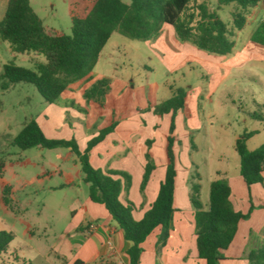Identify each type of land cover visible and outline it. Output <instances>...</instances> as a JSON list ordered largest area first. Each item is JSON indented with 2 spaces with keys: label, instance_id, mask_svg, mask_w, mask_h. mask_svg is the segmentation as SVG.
<instances>
[{
  "label": "rangeland",
  "instance_id": "obj_1",
  "mask_svg": "<svg viewBox=\"0 0 264 264\" xmlns=\"http://www.w3.org/2000/svg\"><path fill=\"white\" fill-rule=\"evenodd\" d=\"M89 1L30 0V5L49 34L61 32L71 35V10L83 13ZM123 1L129 3V0ZM203 2L209 3L211 9L217 11L230 29L235 26L234 16H243V29L235 31L231 38L237 49L247 42L258 45L256 40L264 37V0L256 7L246 9L236 3L218 8L217 0H192L185 15L196 14L197 6ZM5 11L6 2L0 0V22ZM158 38L140 42L114 33L105 52H112L118 46L125 55L123 60L126 63H136L138 60L143 61L147 53L144 46H157ZM178 41L181 42L179 39ZM166 44L173 46L169 41ZM128 46H136L134 52L129 51ZM10 63L34 70L37 64L45 63V58L33 52L16 53L8 42L0 41V76L4 66ZM191 64L188 62L187 68L173 76L176 84L186 90L188 99L186 117L179 119L180 127L176 134L181 145L177 149V156L181 161L180 171L185 170L187 160L193 162L190 172L195 180L197 175L201 179V182L197 180L201 185L199 201L204 202L216 171L226 170L232 173L239 169L240 159L235 151L236 136L258 130L260 134L248 140L246 145L248 149L255 150L264 144V69L256 72H230L226 65L214 67L205 60L193 66ZM153 65L152 72L140 71L136 74H141L142 79L145 78L144 75H148L151 82L161 80L165 77L164 69L156 58L153 59ZM107 69L102 58L97 72L107 75ZM5 81L0 77V160L5 165L0 177V230L13 233L14 240L7 251L19 256L18 264L23 261L47 264L40 254H51L54 258L56 253L65 257L56 258V263L65 264L80 250L85 240L80 231L81 205L88 196V184L82 180L84 174L79 159L69 148L33 147L22 150L13 141L31 120L38 122L39 118L57 117L67 123L68 129H55L60 138L52 134L53 129L51 136H48L47 130L43 131L44 135L48 139H74L79 143L73 135L67 138L74 126L71 110L78 109L76 106H65L64 97H60L54 104L46 102L32 84L17 83L4 90ZM62 108L66 110L61 116ZM249 114H257L263 121L252 120L248 117ZM192 124H204L201 132L211 128L216 136L217 146L209 147L206 141H200L198 137L188 138L187 125L191 127ZM80 136V142H83L85 138L81 134ZM161 140L162 137L157 136L154 147H151L155 153L154 165L156 161L160 163V155L164 151ZM189 150L190 156L187 155ZM6 186H10L13 191L8 195V205L3 202ZM130 186L126 191L132 190ZM4 256L6 254H3V258ZM3 258H0V262Z\"/></svg>",
  "mask_w": 264,
  "mask_h": 264
},
{
  "label": "trees",
  "instance_id": "obj_2",
  "mask_svg": "<svg viewBox=\"0 0 264 264\" xmlns=\"http://www.w3.org/2000/svg\"><path fill=\"white\" fill-rule=\"evenodd\" d=\"M1 1L6 2V11L0 22V41L8 42L16 53L33 52L45 58V63L37 64L34 70L13 63L6 64L0 76L6 80L3 89L7 90L17 83L32 84L50 104L57 103L70 85L84 79L93 71L102 50L114 33L130 40L145 42L158 38L164 25H169L175 29L176 36L182 43H189L210 55L226 56L233 51L234 42L231 38L235 31L244 27L243 16L236 14L235 26L230 29L207 2L197 6L196 14L185 15L192 0H129V3L123 0H90L83 13L71 10V35L61 32L49 34L31 8L30 0ZM261 1L217 0V5L220 8L236 3L246 9L256 7ZM256 42L264 45V37ZM109 90V79L103 78L84 92V99L104 106ZM186 102V90L178 88L171 98L154 108V113L158 116L171 114L165 145L167 168L155 201L140 220L133 217L134 204L121 199L123 191L131 184V176L125 172L96 170L88 162L90 151L115 130L116 122L92 138L83 153L74 139H48L35 120L25 124L13 144L22 150L33 147H64L75 153L84 174L83 181L89 185V198L95 203L105 205L117 227L122 230L125 240L132 243L127 250L130 264H140L142 244L147 238L160 228L156 246L159 250L166 244L173 226L177 176L174 151L175 118L179 110L186 108ZM249 135L251 134L244 135L235 144V151L240 159L238 175L248 187L264 182V144L255 150L248 149L246 140ZM146 144L147 163L141 192L155 169L151 153L152 141L148 140ZM4 170V162L0 160V177ZM199 192L200 187L194 185L191 201L195 209L198 258L205 264H220L226 260L225 252L234 240L239 222L249 219L254 207H251L248 214L235 211L230 201V185L223 178L211 183L206 210L199 201ZM12 193V188L6 186L3 197L5 205L10 203L8 195ZM13 240L12 232L0 230V255L6 253ZM249 240V251L246 255L249 264H264V230L258 235L251 232Z\"/></svg>",
  "mask_w": 264,
  "mask_h": 264
},
{
  "label": "crops",
  "instance_id": "obj_3",
  "mask_svg": "<svg viewBox=\"0 0 264 264\" xmlns=\"http://www.w3.org/2000/svg\"><path fill=\"white\" fill-rule=\"evenodd\" d=\"M166 41L172 42L173 46H168ZM156 45L144 46L147 53L144 55L143 61L138 60L136 63H126L123 60L125 55L118 46L114 47L112 52H105L107 47L105 46L93 71L84 79L70 85L61 95L66 102L65 106H76L78 109V111L71 110L74 116L72 119L74 126L69 131L67 138L72 135L76 137L79 142L77 143L79 150L82 153L87 148V143L98 136L101 130L108 128L114 122L117 123L115 130L90 151L88 162L96 170L125 172L131 176L132 184L130 187L132 190L123 191L121 199L122 201L129 200L134 204L133 217L136 220L142 219L145 212L151 208L165 178L167 168L165 145L169 134L171 114L160 117L154 113V108L171 98L176 89L183 88L176 84L173 76H177L182 69L187 68L188 62H191L193 66L201 60H205L207 64L214 67L226 65L230 72H256L259 69H264V45L260 43L257 45L247 42L239 49L234 46L228 58L210 55L189 43L179 42L176 38L175 29L172 26L164 25L159 38L156 40ZM135 47L128 46V49L134 52ZM102 58L107 64V75L97 72L99 60ZM154 58L161 64L165 75L157 82L149 81L148 75H144L145 78L142 79L141 74H136L140 71H142L141 73H144L143 71L152 72ZM103 78L109 79L110 88L105 97L104 106L93 100L84 99V92ZM187 103L188 99L186 106ZM65 110L60 109L61 116ZM186 111L187 108L177 112L175 137L180 127L179 119L186 117ZM253 116L258 115L249 114L248 117L255 121H263V118ZM37 123L42 131L47 130L48 136H51V129H53L52 134L58 138L60 135L56 133L57 130L55 129H68L67 123L63 120L60 121L57 117L39 118ZM203 126L204 124H192L191 127L187 125V137L190 139L198 137L200 141H206L209 147L217 146L213 130L206 128L204 132H201ZM80 134L85 138L83 142H80ZM246 134H251L247 138V142L260 133L258 130H252L245 132ZM157 136L162 137L161 145L164 147V151L160 155V163L158 164L156 161L155 169L152 171L144 191L141 192L147 163L146 142L152 141L151 147H154ZM243 136H236L235 144ZM178 148H181V145L178 137H176L174 151L177 176L173 202L175 209L173 226L166 244L159 250L156 246L161 229L157 228L147 238L142 244L143 252L140 257V264H205L203 260L198 258L197 254L195 209L191 201L194 185L200 187V197L201 185L199 182L201 179L197 175L195 180L192 172H190L194 166L191 160H187L185 170L180 171L181 161L177 156ZM190 150L187 153L188 156H190ZM151 153L152 160L155 161L153 149ZM215 174L216 176L213 177L211 183L222 178L228 181L231 188L230 201L235 211L248 214L251 207H254L250 218L239 222L234 240L225 252L226 260L220 264H248L246 255L249 251L250 233L253 232L258 235L264 230V182L248 187L239 177L238 170L232 173L226 170H218ZM198 179L200 181L197 183ZM201 204L204 210L208 208L209 193ZM81 210L82 225L80 231L85 240L80 250L74 253L65 264H130L127 250L132 243L125 240L122 230L117 227L105 205L95 203L89 198V185L88 196L84 198ZM4 254H6L4 258L3 254L0 255V258H3L0 264L19 263L17 254L8 253V251ZM40 256L47 264H57L56 258L63 257L65 259L58 253L55 254L54 258L51 254H40ZM22 264L31 263L23 261Z\"/></svg>",
  "mask_w": 264,
  "mask_h": 264
}]
</instances>
